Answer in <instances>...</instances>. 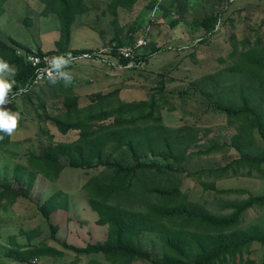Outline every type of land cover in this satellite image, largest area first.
<instances>
[{"label": "rangeland", "instance_id": "1", "mask_svg": "<svg viewBox=\"0 0 264 264\" xmlns=\"http://www.w3.org/2000/svg\"><path fill=\"white\" fill-rule=\"evenodd\" d=\"M159 1L164 7L175 3ZM177 1L179 8L168 15L163 9L150 10V0H70L76 12L70 43L60 53H47L84 51L89 58L69 67L71 84L44 83L4 106L21 119L0 148V259L17 251L38 264H169L165 256L173 232L215 234L219 229L182 212L163 215L154 189L177 195L167 201L171 209L185 202L215 217L228 216L232 205L250 197H264V142L241 112L245 99L260 109L264 120V58L253 56L264 51V0ZM61 8L59 0H0V40L53 47L60 39ZM174 19L181 23L173 28ZM134 27L135 41L144 37L145 49L156 53L146 62L124 64L111 55V47ZM151 97L158 103L152 118L139 109L125 112L136 130L131 136L134 152L112 130L104 150L131 167L157 156L172 171L137 170L132 183L121 189L89 187L92 177L106 178L112 169L95 164L73 168L68 157H62L64 167L56 175L41 172L35 159L50 145L73 144L84 131L114 123L117 105ZM219 106L229 108L230 115ZM166 144L172 153L168 159L159 156ZM94 191L95 199L125 212L127 238L138 241L150 260L66 248L97 244L104 235L108 240L109 226L99 223L89 204ZM102 226L107 233H101ZM235 226L259 227L264 233V204L245 210ZM42 247L60 254L30 256ZM263 263V247L252 242L217 264Z\"/></svg>", "mask_w": 264, "mask_h": 264}, {"label": "trees", "instance_id": "2", "mask_svg": "<svg viewBox=\"0 0 264 264\" xmlns=\"http://www.w3.org/2000/svg\"><path fill=\"white\" fill-rule=\"evenodd\" d=\"M59 1L62 6L59 12L61 30L60 39L55 42V47L60 53V50L70 43L71 25L74 21V13L76 12L73 11V5L70 4V0ZM171 2L175 3L169 7H164L161 5L159 0H150L148 8L152 11L156 10V8L163 9L166 14L170 15L173 11L179 8L177 0H171ZM180 23L181 21L179 19L170 21L173 28ZM136 28L137 27H134L131 33L127 34L124 39L121 38L115 40L114 45L111 47V55L118 57L124 64L132 61L146 62L153 54L156 53L155 50L148 52V49H143L137 53L134 58H124L120 56L119 48L134 44L135 39L133 34L136 33ZM61 43L64 45H61ZM17 48H21L27 54L38 53L42 55L43 52L33 51L21 44H14L12 43V40H10L9 43L0 40V57L7 60L10 65L15 66L16 74L12 77V79H14L16 83L13 89L18 91L16 93H19V90L25 89L26 86L30 84L34 76V68L26 61L24 55L18 54ZM68 53L82 54L84 51H69ZM253 56L264 58V51ZM76 101L77 99H73L72 103H76ZM241 103V112H243L245 117L251 121L253 128L257 132L260 139L264 142V120L260 109L254 105H249L245 99L242 100ZM157 104L158 103L155 97H151L147 101L121 103L112 111V114L117 116L114 123L103 126L97 130L84 131L80 139L73 144L50 145L44 155L35 159L36 164L40 166L41 172L47 175H56L59 170L64 167L62 157H68L70 165L73 168H89L95 164L96 166H104L106 169H112V172H110L109 176L106 178L103 176L104 174L92 177L88 186L93 189L103 187L121 189L126 184L130 185L132 183L137 170L168 169L169 171H172L173 168L171 164L161 161L157 156L152 161H138L135 167H131L113 160L104 150L107 135H109L110 130H112L113 135L118 136L121 139L123 138L126 142L128 150L134 152V145L131 136L136 130L128 125L130 121L125 118V112L128 111L132 113L134 110L139 109L144 112L145 118H152L155 115V108L157 107ZM217 109L226 113L228 116L231 113V110L227 107L219 106ZM0 136L4 137L0 140L1 148L9 143V135H5L0 132ZM240 154L245 160H251L249 154ZM171 155V147L169 144H166L165 153H162L159 156H163L164 159H168ZM18 168L23 170L22 167ZM32 176L34 177L33 173ZM154 194L159 201L163 202V206L160 209V212H162L163 215L174 217L178 216L179 212H182V216L187 214V217L190 219L199 220L208 224L211 228L219 229V231L215 234L191 233L183 231L173 232L172 239H169L168 241L169 253L165 256V261L167 263L217 264L224 261L228 256L233 257L237 253H240L252 242L260 243L264 249V233L259 227H251L250 229H234L236 228L235 224L241 219L243 212L254 205L264 204V197H250L248 200L232 205L230 209L233 211L228 216L215 217L206 213L203 209L185 202H179L175 208L171 209L169 208L167 201H173L174 197L177 195H161L165 194V190L157 188L154 189ZM176 194H179V192H176ZM14 195L16 196L17 193H14ZM108 202L109 201L103 199H95V191L89 201L91 208L100 216L99 223L101 222L100 224H107L109 226L108 240L103 243L89 244L85 248L68 246L66 248H71L79 253H103L108 256L124 257L127 259L141 258L150 260L149 255L142 250L141 244L138 241H134L132 238H127L128 224L125 219V212L119 207L110 205V202ZM43 216L45 218L48 217L47 212H44ZM229 229L233 231H230ZM185 245H189L190 247L187 248ZM187 250L196 253L195 258L189 257ZM53 254L60 253H58L55 249L42 247L35 249L31 252L30 256L34 255L43 257L52 256ZM24 255L25 253H19L17 251H7L1 256L4 259L12 260L19 264H28L30 261L27 260V257L29 256L24 257ZM175 256L177 257L176 260H174Z\"/></svg>", "mask_w": 264, "mask_h": 264}, {"label": "clouds", "instance_id": "3", "mask_svg": "<svg viewBox=\"0 0 264 264\" xmlns=\"http://www.w3.org/2000/svg\"><path fill=\"white\" fill-rule=\"evenodd\" d=\"M76 59L78 58L73 57L71 53H63L49 58L48 66L44 69V72L48 76L49 83L55 85L63 81L66 86L71 84L74 79V74L65 69ZM15 74V66L10 65L7 60L0 57V132L9 136L15 132L21 119L19 112L11 111L4 107L11 103L12 98L15 96L13 87L16 82L12 79ZM19 91L26 92L28 89L25 88ZM3 138V136H0V140Z\"/></svg>", "mask_w": 264, "mask_h": 264}, {"label": "built area", "instance_id": "4", "mask_svg": "<svg viewBox=\"0 0 264 264\" xmlns=\"http://www.w3.org/2000/svg\"><path fill=\"white\" fill-rule=\"evenodd\" d=\"M147 44H148L147 39H145L144 37H140L139 39H137L134 42L133 45H127V46L119 48V54H120V56H122L124 58H134L137 53H139L141 50L145 49ZM18 54L24 55L26 61L34 68V76L31 80L30 84L26 86L28 91H29V89H31L35 86L42 85L44 83L49 82L48 76L44 72V69H46L48 66L49 58L55 57L58 54H56V53L55 54L43 53L42 55H40L38 53L27 54V53H21V51H19ZM71 54L73 57H77L78 59H76L69 67L78 63L81 60L88 59L90 56L88 53H82V54L71 53ZM69 67H68V69H69ZM68 69H65V70L67 71ZM28 91H26V92H28ZM26 92L20 91L19 93H26ZM19 93H15V96L12 98V101L14 98L20 97ZM28 264H38V263H36L35 261H32V262H29Z\"/></svg>", "mask_w": 264, "mask_h": 264}, {"label": "crops", "instance_id": "5", "mask_svg": "<svg viewBox=\"0 0 264 264\" xmlns=\"http://www.w3.org/2000/svg\"><path fill=\"white\" fill-rule=\"evenodd\" d=\"M59 38H60V36H59ZM12 40V39H11ZM59 40V39H58ZM58 40H56L55 42H57ZM16 41V40H15ZM17 42V41H16ZM19 42V41H18ZM17 42V43H18ZM19 43H21L23 46H25V47H28L29 49H31V50H33V51H41V52H43V53H47V52H49V51H52V50H56V47H55V43H54V45H53V47H51V48H49V49H45V48H43V46L41 45V44H35V45H30V44H27V43H24V42H19ZM97 43V41L95 40L94 42H93V44H96ZM72 48H75V47H72ZM19 49H21V48H19ZM102 227H105V229H102L101 230V233H107V227L106 226H102ZM99 239H101V240H99V241H102V242H104L105 240H106V236L104 235L103 237H101V238H99ZM98 241V242H99ZM98 242H96V243H98ZM102 242H100V243H102ZM0 264H17L16 262H14V261H12V260H8V259H4V258H1L0 259ZM43 264H52L51 262H43Z\"/></svg>", "mask_w": 264, "mask_h": 264}, {"label": "bare ground", "instance_id": "6", "mask_svg": "<svg viewBox=\"0 0 264 264\" xmlns=\"http://www.w3.org/2000/svg\"><path fill=\"white\" fill-rule=\"evenodd\" d=\"M172 33H173V32H172ZM127 43H128V42H127ZM119 45H120V44H119ZM119 45H117V46H119ZM151 46H152V45H151ZM157 50H158V49H157ZM99 53H100V52H99ZM153 53H154V52H153ZM153 53H152V54H153ZM135 57H136V56H135ZM129 61H130V60H129ZM28 96H29V95H28ZM13 103H14V102H13ZM62 198H63V197H62ZM62 198H61V199H62ZM78 250H79V249H78Z\"/></svg>", "mask_w": 264, "mask_h": 264}]
</instances>
